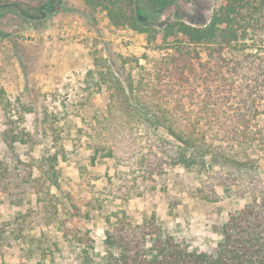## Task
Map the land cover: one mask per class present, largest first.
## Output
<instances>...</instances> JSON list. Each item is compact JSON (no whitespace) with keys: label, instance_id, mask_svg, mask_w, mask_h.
<instances>
[{"label":"rangeland","instance_id":"374dc122","mask_svg":"<svg viewBox=\"0 0 264 264\" xmlns=\"http://www.w3.org/2000/svg\"><path fill=\"white\" fill-rule=\"evenodd\" d=\"M45 3L0 0V264H99L117 215L137 225L154 213L166 232L214 255L222 225L250 199L235 198L229 188L210 202L199 193L196 172L180 166L150 176L145 153L117 166L111 144L92 159L96 119L111 94L88 76L96 72L94 56L125 85L158 91L172 68L171 40L150 44L129 28H113L84 0H56L53 13L41 10ZM220 6L221 0H175L156 15L146 0L136 2L148 24L161 29L180 21L202 25ZM65 25L70 31L62 38ZM256 125L264 130V115ZM117 190L130 199L114 198Z\"/></svg>","mask_w":264,"mask_h":264},{"label":"trees","instance_id":"16d2710c","mask_svg":"<svg viewBox=\"0 0 264 264\" xmlns=\"http://www.w3.org/2000/svg\"><path fill=\"white\" fill-rule=\"evenodd\" d=\"M55 1L47 0L49 13L57 11ZM146 1L158 15L175 0ZM136 2L84 0L115 28H129L150 44L171 40L172 68L161 89L149 91L125 85L105 59L94 56L96 72L88 76L111 94L96 119L100 133L92 141V159L108 144L117 166L132 165L145 153L150 176L180 166L196 172L204 199L217 202L219 189L234 188L235 198L250 202L222 225L214 255L166 232L155 213L137 225L117 215L105 231L99 264H264V130L256 125L264 115V0H221L207 23L180 21L162 29L148 24ZM117 191L114 198L130 199L129 192Z\"/></svg>","mask_w":264,"mask_h":264},{"label":"built area","instance_id":"2783aa9c","mask_svg":"<svg viewBox=\"0 0 264 264\" xmlns=\"http://www.w3.org/2000/svg\"><path fill=\"white\" fill-rule=\"evenodd\" d=\"M73 29L77 30V34L80 35L81 31L77 26V22L73 24ZM69 31H70V27H68L67 25L63 26L61 29V37L66 38L68 36Z\"/></svg>","mask_w":264,"mask_h":264},{"label":"crops","instance_id":"0c3cea01","mask_svg":"<svg viewBox=\"0 0 264 264\" xmlns=\"http://www.w3.org/2000/svg\"><path fill=\"white\" fill-rule=\"evenodd\" d=\"M113 28H115V27H113ZM155 201H152V203H154ZM152 203H150V204H152ZM158 207H159V205H158ZM158 207L156 208L155 206H153V210L157 213V215H159L160 213L158 212ZM168 216V213L167 214H164L163 216Z\"/></svg>","mask_w":264,"mask_h":264},{"label":"flooded vegetation","instance_id":"af4514ba","mask_svg":"<svg viewBox=\"0 0 264 264\" xmlns=\"http://www.w3.org/2000/svg\"><path fill=\"white\" fill-rule=\"evenodd\" d=\"M42 9L41 10H48V7H47V0H46V3H45V5H43L42 7H41ZM42 13H43V11H41ZM44 14V13H43Z\"/></svg>","mask_w":264,"mask_h":264}]
</instances>
